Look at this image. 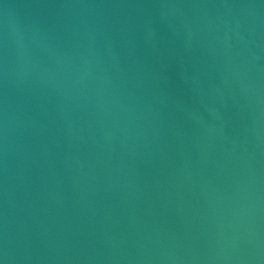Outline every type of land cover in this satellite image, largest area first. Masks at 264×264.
Segmentation results:
<instances>
[{
  "label": "water",
  "instance_id": "water-1",
  "mask_svg": "<svg viewBox=\"0 0 264 264\" xmlns=\"http://www.w3.org/2000/svg\"><path fill=\"white\" fill-rule=\"evenodd\" d=\"M0 264H264V0H0Z\"/></svg>",
  "mask_w": 264,
  "mask_h": 264
}]
</instances>
